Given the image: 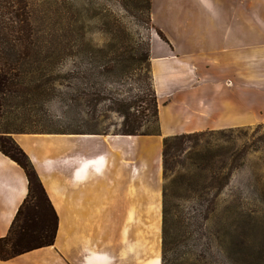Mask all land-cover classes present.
Returning <instances> with one entry per match:
<instances>
[{"label":"crops","instance_id":"obj_1","mask_svg":"<svg viewBox=\"0 0 264 264\" xmlns=\"http://www.w3.org/2000/svg\"><path fill=\"white\" fill-rule=\"evenodd\" d=\"M151 20L159 133H13L58 229L53 245L0 264H162L164 138L264 122V0H169ZM28 189L0 151V237Z\"/></svg>","mask_w":264,"mask_h":264},{"label":"trees","instance_id":"obj_2","mask_svg":"<svg viewBox=\"0 0 264 264\" xmlns=\"http://www.w3.org/2000/svg\"><path fill=\"white\" fill-rule=\"evenodd\" d=\"M85 2L98 3V0H0V151L23 168L29 187L8 234L0 237L1 260L53 245L56 238L58 229L56 210L31 159L12 134L44 132L27 129L28 124L35 122L29 111L32 112L33 106L38 102L49 100L55 85L60 83V79L67 78L57 73L59 64L66 58L74 56H79L83 61L96 67L105 66L111 61L114 63L125 60L130 63L149 61V48L140 50V43H136L138 46L135 47L132 36L121 28L114 14L104 11L103 8L97 9L89 17L100 23V30L109 36V40L103 47L93 45L81 13L65 10L69 9L65 5ZM121 2L129 9L144 14L146 20L152 21L150 0ZM84 73L90 75L93 72ZM150 108L158 121L156 93ZM138 125L141 124L136 117L131 119L129 117L124 122L126 128L119 133L129 135L159 133V127L156 133H147L139 130ZM208 131L211 130L167 136L164 138L163 147L164 177L167 178L168 174L174 172L176 164L181 163L185 171L183 173L178 171L177 177L171 180V183L177 186V190L178 188L186 192L191 190L205 211L214 205V197L210 198L209 192L212 190L219 192L228 185L239 160V154H232L226 173L208 175L212 169L225 167L227 160L220 161L217 155L210 151L207 153L200 151L198 158L193 159L192 152L185 151L187 141H198ZM183 153L185 160H180L179 157ZM193 170L200 173L196 174ZM173 207L170 183L167 182L163 187L162 264H177L180 253L186 263L190 264L189 253L181 250L189 237L186 236L189 223L185 217L174 213ZM259 262L264 264V256L259 258Z\"/></svg>","mask_w":264,"mask_h":264},{"label":"rangeland","instance_id":"obj_3","mask_svg":"<svg viewBox=\"0 0 264 264\" xmlns=\"http://www.w3.org/2000/svg\"><path fill=\"white\" fill-rule=\"evenodd\" d=\"M150 1L152 18L164 21L169 0ZM65 7L69 8L65 10L81 13L88 36L97 47L105 46L109 36L89 15L103 8L114 14L121 28L132 36L135 47L140 43V50L149 48L155 26L144 14L129 9L121 0H98V3ZM93 66L79 56L63 60L57 73L67 78L60 79L55 85L49 100L38 102L33 106L34 110L29 111L35 122L28 124L27 129L122 132L126 128L125 120L136 117L141 124L139 130L156 133L159 125L150 108L156 92L149 61H111L105 66ZM85 71L93 73L88 75ZM221 130L208 131L198 141L185 143V151L192 152L193 159L201 152L210 151L220 161L227 160L225 167L212 169L208 175L226 173L231 155L239 154L238 165L233 169L228 185L219 192H209L208 196L214 197L212 208L205 211L191 190H177L171 183L178 171H185L181 163L176 164L174 172L167 178L164 177V185L170 183L174 213L185 217L189 223L186 235L189 237L181 250L189 253L190 264H261L259 258L264 256V122ZM184 155L179 159L185 160ZM193 172L200 173L198 170ZM179 257L177 264H187L181 253Z\"/></svg>","mask_w":264,"mask_h":264}]
</instances>
